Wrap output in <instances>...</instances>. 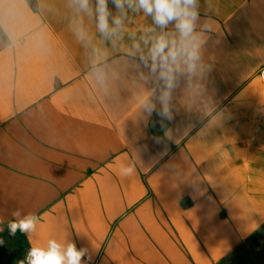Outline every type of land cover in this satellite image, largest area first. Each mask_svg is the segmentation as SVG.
<instances>
[{
  "label": "crops",
  "instance_id": "obj_1",
  "mask_svg": "<svg viewBox=\"0 0 264 264\" xmlns=\"http://www.w3.org/2000/svg\"><path fill=\"white\" fill-rule=\"evenodd\" d=\"M96 6L0 0V264L49 239L83 264H264V0H197L183 44L112 0L104 35ZM16 210L40 218L31 243Z\"/></svg>",
  "mask_w": 264,
  "mask_h": 264
},
{
  "label": "clouds",
  "instance_id": "obj_2",
  "mask_svg": "<svg viewBox=\"0 0 264 264\" xmlns=\"http://www.w3.org/2000/svg\"><path fill=\"white\" fill-rule=\"evenodd\" d=\"M80 9L89 12V0H76ZM108 0H96V15L97 26L99 31L104 35H112L122 26V18L120 16L112 19V25H109L110 13L107 8ZM112 3L117 9L123 13L125 5L134 11H143L144 14L152 17L154 23L161 29L167 27L169 23H175L177 32L179 33L181 43L193 37L195 23L198 19L196 10L197 0H112ZM183 54L187 56L188 68H194V61L197 59V53L193 47L191 50L184 48ZM181 52H178L175 44L169 46L165 35H161L155 40L151 48V58L153 60V71L156 70L157 61L160 62V67H167L168 73L172 69L169 66V61L175 63ZM161 76L169 80V87L171 86L170 75L165 76L162 71ZM161 115H167V109ZM125 175H131L134 172L133 167H126L123 169ZM13 219L8 221L7 227L9 234L15 236L17 231L25 234L31 243V235L36 232L37 224L40 218L34 214L29 213L22 218L19 210L12 212ZM18 218V219H17ZM3 224V221H0ZM3 228L0 227V232ZM4 241L0 239V244ZM86 248L77 249L75 243H60L55 239H49L45 245H33L27 252L25 260H21L19 264H83V259L87 255Z\"/></svg>",
  "mask_w": 264,
  "mask_h": 264
},
{
  "label": "rangeland",
  "instance_id": "obj_3",
  "mask_svg": "<svg viewBox=\"0 0 264 264\" xmlns=\"http://www.w3.org/2000/svg\"><path fill=\"white\" fill-rule=\"evenodd\" d=\"M262 240H264V239H262ZM251 244H254V243H251Z\"/></svg>",
  "mask_w": 264,
  "mask_h": 264
}]
</instances>
